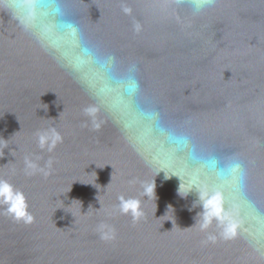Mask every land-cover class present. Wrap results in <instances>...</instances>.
<instances>
[{"label":"water","instance_id":"obj_1","mask_svg":"<svg viewBox=\"0 0 264 264\" xmlns=\"http://www.w3.org/2000/svg\"><path fill=\"white\" fill-rule=\"evenodd\" d=\"M48 3L37 0L33 13L41 42L0 6V177L23 191L34 217L16 222L0 209V264H264V0H215L199 14L191 0H70L92 45L121 67L137 66L140 94L115 92L112 113L57 57L79 65L105 94L119 77L90 63ZM93 104L99 129L83 112ZM145 108L202 151L244 163V196L224 193L233 238H222L215 222L201 231L196 193L181 197L178 178L157 174L156 157L170 145ZM53 126L63 142L41 150L36 133ZM25 157L48 175L29 174ZM209 172L225 187L237 175L222 165ZM153 179L155 198H144L142 183ZM121 195L142 200L135 223L120 213ZM101 223L114 239H101Z\"/></svg>","mask_w":264,"mask_h":264},{"label":"clouds","instance_id":"obj_2","mask_svg":"<svg viewBox=\"0 0 264 264\" xmlns=\"http://www.w3.org/2000/svg\"><path fill=\"white\" fill-rule=\"evenodd\" d=\"M214 3L215 0H191L190 7L194 14H199L203 10L212 7ZM0 6L13 15L25 32L33 36L37 42L42 41L41 30L35 23L33 16L37 8V0H0ZM47 8L50 12L55 13L54 19L62 31H70L75 35L80 47L87 52V59L94 67L111 68L119 77L112 93L105 94L99 90L98 84H93L88 80L79 65L57 57V62L60 63L61 67L70 72L89 94L97 100L99 105L103 106L109 113H112L114 111L112 98L115 92L123 90L132 93L133 97L140 94V84L136 76L137 66L130 64L127 67H121L113 54L103 52L95 45H92L84 35L78 20L71 10L70 0H49ZM122 11L125 14H130L131 9L127 6H122ZM135 28L139 31L138 24L135 25ZM83 112L91 120L92 127L99 129L100 123L96 120L97 104L85 107ZM144 116L152 122L157 132L170 145L169 150L161 151L160 155L156 157L160 165V170L157 174L163 172L165 180L172 177L178 178L180 181L178 193L181 197H187L192 192L196 193L197 200L194 206L198 205L202 210L197 213L195 225L199 223L201 231L207 230L215 222L221 230L219 234L222 238H233L236 235V226L224 205V193L227 192L229 196H244L245 193L242 187L246 175L244 163L237 157L220 160L215 154L202 151L194 143L190 135L166 126L157 109L145 108ZM36 138L39 148L41 150L46 148L49 152L53 151L58 143L63 142L61 133L54 126L38 131ZM51 163L52 161L49 159L47 167L50 168ZM213 165L216 169H219L222 165L224 172L229 177H232L234 173L237 174L234 183L225 187L222 176L209 172ZM25 167L26 170H31L29 174L39 171L43 172L44 175H48L44 168H41L34 160L28 157H25ZM205 173L212 176L215 182L209 183L204 178ZM155 187L154 179L152 182L142 183V196L144 198L147 197V199L155 198ZM118 201L120 213L130 214L134 223L144 215L140 198H125L121 195L118 197ZM0 209L16 222L22 221L25 224H30L34 220L23 191L2 177H0ZM169 210H172L171 206H169ZM98 231L103 240L115 238V230L108 224L101 223L98 226ZM207 239L215 242L217 237L209 234Z\"/></svg>","mask_w":264,"mask_h":264}]
</instances>
